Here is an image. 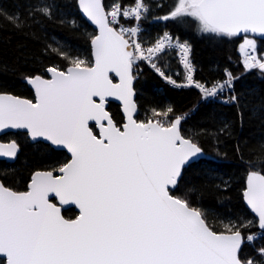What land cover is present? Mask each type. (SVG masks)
Instances as JSON below:
<instances>
[{
    "label": "snow or ice",
    "instance_id": "6c2138e0",
    "mask_svg": "<svg viewBox=\"0 0 264 264\" xmlns=\"http://www.w3.org/2000/svg\"><path fill=\"white\" fill-rule=\"evenodd\" d=\"M21 2L22 13L0 12L17 29L52 18L53 0ZM79 4L99 28L91 40L94 62L56 49L63 67L54 64L44 68L47 75L25 77L35 102L0 95V130H24L33 141L63 146L71 154L59 167L34 172L26 191L0 183V264H264V246L246 256L242 235V229L258 225L261 235L246 240L252 245L264 238V144L257 157L260 170L251 165L243 193L258 222L229 218L218 231L194 200L175 194L184 168L203 152L183 131L187 115L168 107L154 109L146 121L135 118L134 69L141 62L173 86L195 87L205 101L227 92L222 102L239 105L235 78L227 73L223 80L195 81L190 46L167 32L154 42L142 41L140 22L150 11L145 0H113L109 8L102 0ZM185 17L204 33L244 34L245 67L264 70V54L248 38L264 36V0H176L163 19ZM173 48L185 69L183 85L158 63ZM109 97L123 104L120 125L106 110ZM17 153L15 142L0 144V154ZM64 205L77 206L79 215L64 218Z\"/></svg>",
    "mask_w": 264,
    "mask_h": 264
},
{
    "label": "trees",
    "instance_id": "16d2710c",
    "mask_svg": "<svg viewBox=\"0 0 264 264\" xmlns=\"http://www.w3.org/2000/svg\"><path fill=\"white\" fill-rule=\"evenodd\" d=\"M53 3L51 19L24 31L0 15V93L34 99L25 77L47 75L44 68L54 64L63 67L65 61L56 49L84 52L92 60L91 40L96 32L79 13L77 1L53 0ZM112 3L113 0H103L106 8ZM146 3L150 11L142 22L146 28L143 41L154 42L157 36L167 32L188 42L197 68V80L202 83L222 80L228 69L236 74L244 72L239 52L244 40L242 36L229 38L201 32L198 22L191 17L164 20L176 0H146ZM0 12L22 13L24 8L21 0H0ZM256 39L258 51L263 54L264 38ZM163 57L162 65L170 64L168 74L178 70L180 76H171L182 81L183 71L177 59L171 54ZM134 88L139 107L138 121H144L145 115L154 109L164 111L171 107L175 115H184L195 108L183 123V131L199 144L206 157L184 169L175 194H187L194 200V206L205 212L208 223L213 221L209 224L218 231H223V222L229 218L237 222L242 218L256 224L257 220L244 204L243 193L251 165L257 164L256 170H260L257 157L259 146L264 144V72L254 70L235 82L239 105L201 102L195 89L171 86L146 67L137 73ZM107 109L118 125L124 122L117 104L110 102ZM225 125V131L219 133ZM1 140H15L21 148L14 163L0 160V181L15 191H26L34 172L59 167L69 160L64 150H55L43 142L31 143L23 132L8 133ZM63 215L75 219L78 213L75 208H69ZM260 233L258 225L242 229L245 238ZM261 246H264V238L253 245L244 243V254H254V249Z\"/></svg>",
    "mask_w": 264,
    "mask_h": 264
},
{
    "label": "water",
    "instance_id": "95a60500",
    "mask_svg": "<svg viewBox=\"0 0 264 264\" xmlns=\"http://www.w3.org/2000/svg\"><path fill=\"white\" fill-rule=\"evenodd\" d=\"M76 1H77V6H78L79 13L81 14V16H82V17L85 19V21H87V23H88V24H89V25L95 30L96 35H99V28H98V26L95 25V24H94V23H93V22L87 17V15L83 12V10H82L81 7H80L79 0H76ZM102 2H103V0H102ZM96 35H95V36H96ZM95 36H94V37H95ZM239 36H243V37H244V34H241V35H239ZM249 36H254V37L264 38V36H261L260 34H249ZM91 49H92L91 56H92V59H93V62H94L92 44H91ZM110 76H112V77L114 78V82H116V83L119 82V78L115 76V73H110ZM26 83H27V85L29 86V88L32 89V91H33V93H34V99H28V98L21 97V96H17V95L11 94V93H0V95L7 94V95H12V96L18 97V98H20V99H27V100H32L33 102H35V100H36V96H35V90H34V87H33L31 84H29V83L27 82V80H26ZM135 83H136V78H135L134 81H133V88H134V86H135ZM134 92H135L134 100H135V102H136V104H137V111H136V113H135V118L137 119V116H138V114H139V107H138V103H137V93H136V91H135V88H134ZM110 102H113V103L117 104V105L120 107V110H121V112H122V115H123V117H124V122H125V113H124V111H123V104H122V102L119 101V100H117V99H115V98L109 97L108 100H107V103H106V110H107V111H108L107 107H108V105H109ZM108 112H109V111H108ZM109 114L111 115L110 112H109ZM96 130L98 131V129H96ZM16 132H23V133H26L24 130H16V129H5V130H0V144H5V145H7V144H10V143L15 142V143L18 145V153H17V155H16L15 158L7 157V156H4V155L0 154V160H2V161H6L7 163H14V162L17 160V157H18V155H19V153H20V151H21V148H20V145L17 143V141H15V140H11V141H2V140H1V137H2L3 135L8 134V133H16ZM27 136H28V135H27ZM28 139L30 140L31 143L43 142V143H45V144L50 145V146H51L53 149H55V150H64V151L68 154V156H69V160H70V158H71V154H70V153L67 151V149L64 148L63 146L52 145L50 142H48V141H43V140L33 141L29 136H28ZM205 157H206V154H205L204 151H203L202 154H201L199 157L194 158V159L192 160V162H191L190 165H192V164H194V163L200 161L201 159H203V158H205ZM187 167H188V166H186L184 169H186ZM183 171H184V170H183ZM182 174H183V173H182ZM247 176H248V174H247ZM0 183H2V181H0ZM246 188H247V178H246ZM245 190H246V189H245ZM243 198H244V195H243ZM53 203H56V204L59 206V202H58L57 200H53ZM244 204H245V206L247 207V209L250 211V213L255 217V219L257 220V222H258V217L256 216V214H255L254 212H252V210L250 209V207L247 205L245 199H244ZM69 208H75L76 212H77L78 215H79V209H78V207L75 206V205H64V206H62V207H61V214L63 215V211L66 210V209H69ZM63 216H64V215H63ZM64 218H66V217L64 216ZM66 219H67V218H66ZM260 231H261V230H260Z\"/></svg>",
    "mask_w": 264,
    "mask_h": 264
},
{
    "label": "built area",
    "instance_id": "2783aa9c",
    "mask_svg": "<svg viewBox=\"0 0 264 264\" xmlns=\"http://www.w3.org/2000/svg\"><path fill=\"white\" fill-rule=\"evenodd\" d=\"M145 3H146V2H145ZM125 26H127V25H125ZM140 27H141V37H140V39L143 41V33H144L146 30H145V27H144L143 24H142V21L140 22ZM172 36H173V35H172ZM173 37H174V36H173ZM174 38H176V37H174ZM177 39H178V38H177ZM178 40H179V42H181V43L185 42V41H182V40H180V39H178ZM173 42L175 43L176 41L174 40ZM187 43H188V42H187ZM188 45L190 46V49H191L190 54H189V56H188V59L191 61V65H192V68H193V72H192L193 78H194L195 81L201 82V81H199V80L196 79V71H197V68H196V66H195V64H194V61H193L192 47H191V45H190L189 43H188ZM248 51L250 52L251 50H248ZM167 52L170 53L173 57H175V58L177 59L179 65L181 66V68L183 69V72H184V79H183V81H179V82L177 81V83H178V84H181V85L185 84V83H186V80H185V69H184L183 64L181 63V56H180V54H179V50L173 48V49H169ZM245 60H246V53H245V55H244L243 58H242V66H243V68H244V72H243L242 74H236L233 70H229V69L225 71V76H224V78H226V74H227V73H231L232 76L235 78L234 81H233L234 86H235V82L238 80V78H239L240 76H242L243 74L249 73V72L254 71L255 69H257V68H251V69L246 68V67H245ZM143 63H144V62H143ZM144 64L146 65V68L150 69L152 72H154L156 75H158V74L155 72V70L152 69L147 63H144ZM140 70H141V69H140ZM140 70H138V71H140ZM135 71H136V70H135ZM138 71H137V72H138ZM158 76H159V75H158ZM159 77H160V76H159ZM160 78L163 79L162 77H160ZM224 78H223V79H224ZM223 79H222V80H223ZM163 80H165V79H163ZM166 82H168V81L166 80ZM168 83H169V82H168ZM169 84H171V83H169ZM171 85H172V84H171ZM175 87H176V86H175ZM178 88H192V89H195V90L199 93V95H200V101H201V102H210V101H205V100L202 98V96H201L199 90L196 89L195 87L187 86V87H178ZM235 94H236V93H235ZM236 96H237V95H236ZM227 98H228V94H227V92H226L225 95L222 96V97H220L218 100H212V101H213V102L222 103V104H225V105H230V103H223V102H222L223 100H225V99H227ZM194 109H195V108H194ZM194 109H192V111H190V112H188V113H186V114H184V115H187V117L190 116V114H192V112L195 111Z\"/></svg>",
    "mask_w": 264,
    "mask_h": 264
},
{
    "label": "rangeland",
    "instance_id": "374dc122",
    "mask_svg": "<svg viewBox=\"0 0 264 264\" xmlns=\"http://www.w3.org/2000/svg\"><path fill=\"white\" fill-rule=\"evenodd\" d=\"M147 17L148 16H146L145 18H144V20H146L147 19ZM144 20H142V21H144ZM144 26V25H143ZM145 27V26H144ZM145 30H146V28H145ZM248 38L249 39H253L254 41H255V43H256V46H257V53L258 54H261L259 51H258V45H259V42H258V40L256 39V37H253V36H248ZM244 43V40H243V42L241 43V45ZM241 45H240V47H239V52L243 55L244 53H245V50H243L242 48H241ZM67 52H69V53H71V54H73V55H78L80 58H82V59H84L86 62H93V59L91 60V59H89L88 57H87V55L84 53V52H73L72 50H67ZM168 54H170V53H167L166 55H168ZM264 54V53H263ZM163 57V56H162ZM160 58V60L158 61V63L162 66V70L163 71H165L167 74H168V71H169V69H168V67H169V63H167L166 62V67L165 66H163L162 65V63L164 62V57L163 58ZM146 67V65L143 63V62H141L140 64H139V67L138 68H136L135 70V73H136V77H137V73L138 72H140L141 70L140 69H143V68H145ZM138 70H140V71H138ZM257 70H260V71H262V72H264V70H261V69H257ZM138 71V72H137ZM171 73L170 74H168V75H175V76H180V72L178 71V70H174V71H170ZM171 78L172 79H174L172 76H171ZM176 80V79H175ZM166 81V80H165ZM173 86V85H172ZM152 113H153V111H151V112H149V113H147L146 115H145V120L144 121H146L147 119H151V118H153L152 117ZM210 224H212V223H214L213 221H210L209 222ZM224 223H226V222H223V224ZM256 236H260L261 235V233L260 234H255ZM258 240V239H257ZM257 240H255V241H257ZM254 241V242H255ZM245 243H248L247 242V240H246V238H245ZM253 245V244H252Z\"/></svg>",
    "mask_w": 264,
    "mask_h": 264
},
{
    "label": "bare ground",
    "instance_id": "6f19581e",
    "mask_svg": "<svg viewBox=\"0 0 264 264\" xmlns=\"http://www.w3.org/2000/svg\"><path fill=\"white\" fill-rule=\"evenodd\" d=\"M144 20V19H143ZM143 22V21H142ZM143 24V23H142ZM170 34V33H169ZM172 36V34H170Z\"/></svg>",
    "mask_w": 264,
    "mask_h": 264
}]
</instances>
